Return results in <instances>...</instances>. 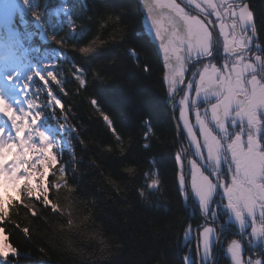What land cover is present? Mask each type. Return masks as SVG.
Returning <instances> with one entry per match:
<instances>
[{
    "label": "trees",
    "instance_id": "trees-1",
    "mask_svg": "<svg viewBox=\"0 0 264 264\" xmlns=\"http://www.w3.org/2000/svg\"><path fill=\"white\" fill-rule=\"evenodd\" d=\"M24 1L0 38L50 143L0 203V264H186L181 139L138 0ZM246 1L264 56V0Z\"/></svg>",
    "mask_w": 264,
    "mask_h": 264
},
{
    "label": "flooded vegetation",
    "instance_id": "flooded-vegetation-1",
    "mask_svg": "<svg viewBox=\"0 0 264 264\" xmlns=\"http://www.w3.org/2000/svg\"><path fill=\"white\" fill-rule=\"evenodd\" d=\"M138 3L180 128L175 155L191 234L223 229L240 264H264V56L248 4Z\"/></svg>",
    "mask_w": 264,
    "mask_h": 264
},
{
    "label": "rangeland",
    "instance_id": "rangeland-1",
    "mask_svg": "<svg viewBox=\"0 0 264 264\" xmlns=\"http://www.w3.org/2000/svg\"><path fill=\"white\" fill-rule=\"evenodd\" d=\"M250 17L252 19L253 28H254V31H255L254 20H253L252 16H250ZM143 31H144V29H143ZM256 37H257V35H256ZM3 95H4V99H3ZM0 97H2V99L0 100V106L2 107V109H4L5 111L8 112L7 120H5V122L10 123V125L13 126L16 129V133H17L18 126L16 124V120H15V117H14L15 112L13 111L12 107L14 106L15 102L19 103V101L21 99L20 92L16 88H14L12 86H9V85L6 86L4 84H1V81H0ZM174 118H175V116H174ZM35 137H36V135L33 134L32 135L33 140H34ZM8 140L9 139H6V144L3 146V148L10 149V147L8 146V143H9ZM10 140H11V138H10ZM8 153H10V152H8ZM7 157H9V156H7ZM13 162H15V161L10 159V164H9L7 169H9V167H10V169L11 168L13 169ZM1 174L6 175V176L8 175V173H4V172L0 171V175ZM11 177L12 176L10 175V179H11ZM8 181H9V178L7 177L5 182H8ZM191 227H192L191 223L186 227L187 229L184 232V239L185 240L188 239V241L191 244V247L193 249H195V245H196L195 240H193V239L190 240L193 237L192 234H191V231H190ZM198 230H199V228H198ZM199 235H200L199 236V250H200V257L202 258V259L201 258L200 259H201L203 264H209L211 262L212 256H213L212 255V251H213V247H214L213 245H215V241H216L215 240L216 239L215 233L213 235V231H212L211 227H205L203 230H200ZM225 248H226V245H225ZM230 249H233V247H229L228 246V248H226V252L225 253L223 252V250L221 251V249H220L219 252H221V253L223 252L222 255H223L224 258H227L228 264H236V261L234 260L233 254L230 251ZM219 255H220V253H218L216 262L214 264L218 263ZM194 257L195 256H193V255L186 257V264H190L191 262H193V260H194L193 258ZM194 262H195V260H194ZM244 264H256V263H254V262H251V263L244 262Z\"/></svg>",
    "mask_w": 264,
    "mask_h": 264
},
{
    "label": "water",
    "instance_id": "water-1",
    "mask_svg": "<svg viewBox=\"0 0 264 264\" xmlns=\"http://www.w3.org/2000/svg\"><path fill=\"white\" fill-rule=\"evenodd\" d=\"M13 14H14V5L12 4V5H10V12L9 13H6L5 11L0 10V20L2 22H4L5 24H8L9 22L11 23ZM170 110L172 112V119H173V122L175 124V128L177 130L178 136H179V130H178V127H177V124H176V119L174 118V114H173V111H172V105H170ZM221 232H222V230H220V232L218 233V236H217V239H216V243H215V246H214L213 258H212V260H211V262L209 264H214L216 262V259H217V256H218V252H219L220 242H221ZM197 262H198V264H200V260H199V257H198V252H197Z\"/></svg>",
    "mask_w": 264,
    "mask_h": 264
},
{
    "label": "snow or ice",
    "instance_id": "snow-or-ice-1",
    "mask_svg": "<svg viewBox=\"0 0 264 264\" xmlns=\"http://www.w3.org/2000/svg\"><path fill=\"white\" fill-rule=\"evenodd\" d=\"M233 254V258L236 261V264H239L240 261V247L239 245H235L233 249H230Z\"/></svg>",
    "mask_w": 264,
    "mask_h": 264
},
{
    "label": "bare ground",
    "instance_id": "bare-ground-1",
    "mask_svg": "<svg viewBox=\"0 0 264 264\" xmlns=\"http://www.w3.org/2000/svg\"><path fill=\"white\" fill-rule=\"evenodd\" d=\"M171 114H172V112H171ZM176 124H177V127H178V130H179V137H180V128H179V126H178V123L176 122ZM182 190V196H183V199H184V202L186 203V205H187V200H186V197H184V192H183V189H181ZM199 238V237H198ZM198 252V257H199V255H200V250H199V248H195V252ZM197 252H196V255H197ZM202 259V258H201ZM200 259V260H201Z\"/></svg>",
    "mask_w": 264,
    "mask_h": 264
},
{
    "label": "clouds",
    "instance_id": "clouds-1",
    "mask_svg": "<svg viewBox=\"0 0 264 264\" xmlns=\"http://www.w3.org/2000/svg\"><path fill=\"white\" fill-rule=\"evenodd\" d=\"M17 195H19V193H17ZM45 199H47V198H45Z\"/></svg>",
    "mask_w": 264,
    "mask_h": 264
}]
</instances>
